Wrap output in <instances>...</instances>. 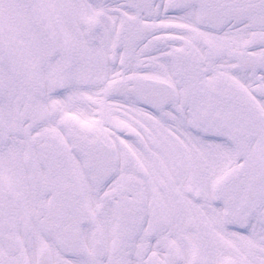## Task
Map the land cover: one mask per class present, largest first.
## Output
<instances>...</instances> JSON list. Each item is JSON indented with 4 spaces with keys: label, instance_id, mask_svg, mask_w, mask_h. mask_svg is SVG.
Masks as SVG:
<instances>
[{
    "label": "snow or ice",
    "instance_id": "6c2138e0",
    "mask_svg": "<svg viewBox=\"0 0 264 264\" xmlns=\"http://www.w3.org/2000/svg\"><path fill=\"white\" fill-rule=\"evenodd\" d=\"M0 264H264V0H0Z\"/></svg>",
    "mask_w": 264,
    "mask_h": 264
}]
</instances>
